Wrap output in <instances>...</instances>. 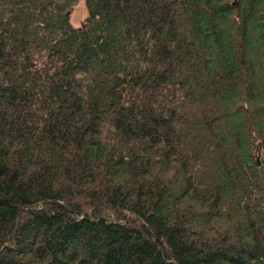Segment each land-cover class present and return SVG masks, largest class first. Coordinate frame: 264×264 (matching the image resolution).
<instances>
[{
	"label": "trees",
	"instance_id": "trees-1",
	"mask_svg": "<svg viewBox=\"0 0 264 264\" xmlns=\"http://www.w3.org/2000/svg\"><path fill=\"white\" fill-rule=\"evenodd\" d=\"M0 0V264H264V0Z\"/></svg>",
	"mask_w": 264,
	"mask_h": 264
},
{
	"label": "rangeland",
	"instance_id": "rangeland-1",
	"mask_svg": "<svg viewBox=\"0 0 264 264\" xmlns=\"http://www.w3.org/2000/svg\"><path fill=\"white\" fill-rule=\"evenodd\" d=\"M69 15L70 24L76 28L81 27L87 15L85 0H80V2L70 10Z\"/></svg>",
	"mask_w": 264,
	"mask_h": 264
},
{
	"label": "water",
	"instance_id": "water-1",
	"mask_svg": "<svg viewBox=\"0 0 264 264\" xmlns=\"http://www.w3.org/2000/svg\"><path fill=\"white\" fill-rule=\"evenodd\" d=\"M233 4L236 5V0L233 1Z\"/></svg>",
	"mask_w": 264,
	"mask_h": 264
}]
</instances>
